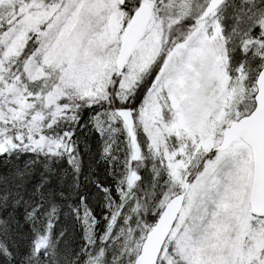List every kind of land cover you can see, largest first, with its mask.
I'll return each mask as SVG.
<instances>
[{
    "label": "rangeland",
    "instance_id": "1",
    "mask_svg": "<svg viewBox=\"0 0 264 264\" xmlns=\"http://www.w3.org/2000/svg\"><path fill=\"white\" fill-rule=\"evenodd\" d=\"M208 1L195 0L198 16ZM141 4L152 7L149 0ZM117 7V0H58L47 12L33 6L19 9L11 31L0 34L1 135L24 124L31 147L54 155L65 146L83 107L108 102L124 33L116 35L123 20ZM149 29L119 75L118 102L134 103V92L162 58V26L153 20ZM223 36L221 13L197 22L187 42L166 58L142 104L132 110V141L140 149L137 159L143 154L147 160L144 179L154 203L163 199L166 186L184 189L192 166L220 143L221 127L233 115L227 107L243 70L231 69ZM30 37L38 51L6 81L16 53ZM252 180V151L242 141L204 164L164 247L173 249L169 264L259 260L264 237L248 239Z\"/></svg>",
    "mask_w": 264,
    "mask_h": 264
},
{
    "label": "trees",
    "instance_id": "2",
    "mask_svg": "<svg viewBox=\"0 0 264 264\" xmlns=\"http://www.w3.org/2000/svg\"><path fill=\"white\" fill-rule=\"evenodd\" d=\"M149 1L155 22L162 26V58L134 92V103L124 106L115 98L119 78L115 74L108 102L83 107L65 146L54 155L31 147L24 124L5 136L0 134V152L7 153L0 157V264H134L165 204L184 191H178L177 185L166 186L163 199L152 201L144 179L147 160L143 154L137 159L140 149H135L131 133L117 114V109L135 110L142 104L166 58L187 42L201 21L195 0ZM136 3L128 0L127 10L118 5L123 14L118 37ZM56 4L58 0H8L0 5V22L11 24L21 7L47 12ZM219 13L231 69L243 70L227 107L233 115L221 127L223 132L251 112L248 107L256 93V79L264 67V32L260 31L264 29V0H226L214 15ZM32 46L28 45V52ZM24 55L27 58L18 57L6 81L22 70L29 57ZM34 103L37 107L39 99ZM212 150L195 162L187 182L195 180L204 164L215 157ZM133 172L142 176L135 183ZM263 222L251 219L248 239L264 237Z\"/></svg>",
    "mask_w": 264,
    "mask_h": 264
},
{
    "label": "water",
    "instance_id": "3",
    "mask_svg": "<svg viewBox=\"0 0 264 264\" xmlns=\"http://www.w3.org/2000/svg\"><path fill=\"white\" fill-rule=\"evenodd\" d=\"M128 1V0H127ZM226 0H210L201 15L205 20L214 14ZM120 7L125 6V0H117ZM152 21V9L142 4L135 11L127 24L116 59L118 74H121L130 57L144 38ZM264 72V67L261 69ZM118 116L131 131L134 125L133 113L128 108L118 111ZM243 141L253 155V180L249 197L252 216L264 218V75L256 79L255 107L250 114L232 122L222 134V139L214 152L228 150L233 144ZM133 183L138 179L133 173ZM190 183L185 185V191L172 197L164 207L156 223L147 233L140 252L134 264H157V257L165 247L183 209Z\"/></svg>",
    "mask_w": 264,
    "mask_h": 264
},
{
    "label": "snow or ice",
    "instance_id": "4",
    "mask_svg": "<svg viewBox=\"0 0 264 264\" xmlns=\"http://www.w3.org/2000/svg\"><path fill=\"white\" fill-rule=\"evenodd\" d=\"M139 2L140 0H137V3L136 5L134 6V9L135 7H138L139 6ZM126 5H127V0H125V9H126ZM133 9V11L131 12L132 15L135 14V10ZM127 10V9H126ZM19 19V18H18ZM12 29V25L11 24H8V25H3L2 22H0V34H4V33H7L9 31H11ZM261 32H264V29H260ZM35 40V37H30L28 42L25 43L23 45V51L22 52H17L16 55L21 59H26L27 57L24 55V53H27L28 56H33L37 51H38V47L33 44L32 46V51L31 52H28V45L29 44H32V42ZM9 56V53L8 51H4V57L5 59H7ZM40 70V69H38ZM259 75H264V72H261L259 73ZM18 78V77H17ZM119 85V78H117L116 80V83H115V86L118 87ZM255 100H256V93H253L252 94V100H251V107L248 108V111H252L255 107ZM142 102V101H141ZM120 104L126 106L127 104V101H120ZM88 108H91L93 107L92 104H88L87 105ZM117 110H120V109H117ZM129 111H131V109H129ZM72 135H75V133H72ZM7 153L6 152H0V157H3L5 156ZM85 198L84 197H81V200H84ZM159 215V214H157ZM195 226V225H194ZM173 253V249L172 248H164L162 246V249H161V254L158 255L157 257V264H169V259L168 257L170 255H172ZM262 262H264V250H261L260 253H259V260H254L253 261V264H262Z\"/></svg>",
    "mask_w": 264,
    "mask_h": 264
}]
</instances>
